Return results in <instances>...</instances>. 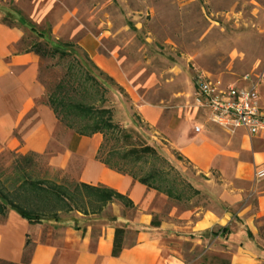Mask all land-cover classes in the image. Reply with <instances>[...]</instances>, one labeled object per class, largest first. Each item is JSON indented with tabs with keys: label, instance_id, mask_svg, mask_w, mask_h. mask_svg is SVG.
I'll use <instances>...</instances> for the list:
<instances>
[{
	"label": "crops",
	"instance_id": "crops-1",
	"mask_svg": "<svg viewBox=\"0 0 264 264\" xmlns=\"http://www.w3.org/2000/svg\"><path fill=\"white\" fill-rule=\"evenodd\" d=\"M17 1L0 0V153L46 156L47 168L60 177L113 190L129 199L133 208L114 201L99 212L58 213L33 223L8 210L0 218V263L184 264L177 250L170 249L172 256L163 254L167 251L164 243L191 241L190 235L204 232L215 233L222 240V251L228 254L224 264H264V179L255 178L256 171L264 169V140L243 129L229 133L212 125L206 112L197 108L169 110L143 103L130 93L132 109L125 113L126 119L137 118L162 137L195 171L198 190L213 199L214 205L208 209L180 212L172 206L164 215L167 196L96 159L101 134L79 138L61 128L47 104V86L41 79L45 61L24 48L26 25L3 22L9 12L23 21L6 4ZM79 46L98 70L125 87L115 61L99 54L94 39L84 37ZM253 81L238 86L248 89ZM153 220L159 226H152ZM116 227L125 228L126 234L122 252L112 257ZM130 229L135 232L132 243ZM201 243L198 239L194 244Z\"/></svg>",
	"mask_w": 264,
	"mask_h": 264
},
{
	"label": "rangeland",
	"instance_id": "rangeland-1",
	"mask_svg": "<svg viewBox=\"0 0 264 264\" xmlns=\"http://www.w3.org/2000/svg\"><path fill=\"white\" fill-rule=\"evenodd\" d=\"M6 4L23 19L15 18L14 23L26 25L25 49L34 51L35 46H40L47 50L65 43L73 45L65 49L70 52V58L59 60L49 55L43 58L46 70L42 71L41 79L46 83L47 95L64 78L72 58L77 56L85 63L82 56L86 53L79 46L84 37L94 39L99 54L115 61L123 74L125 87L112 78L113 83L103 81L108 89L103 107L111 111L113 123L134 139L137 136L154 147L160 155L147 156L137 164H124V169L137 178L153 173L156 185L163 189L171 187L181 198L180 201L168 199L162 207L164 215L172 206L181 212L214 205L213 199L198 190L195 180L199 177L194 176L192 167L179 159L162 137L139 119H126L125 113L132 109L129 107L132 94L143 103L169 107V110L185 112L195 108L193 90L198 76L235 85L246 84L244 77L254 80L264 70V0H18ZM39 33L43 39L38 38ZM76 71L74 69V73ZM262 87L258 91L264 102ZM74 97L86 104L101 106L95 102L97 95L93 91L74 94ZM59 125L68 129L62 123ZM130 143L124 145L108 134L105 153L111 149L127 150ZM19 156L0 153L3 190L11 191L13 180L21 177L14 169ZM28 159L30 162L24 166L28 178L62 186L74 183L50 171L46 156H29ZM57 215L41 214V218ZM128 233L132 243L134 229ZM190 239L164 243L167 251L163 254L172 256L170 249L177 250L184 264H224L228 260V254L222 251V240L215 233L194 234ZM198 239L202 243L195 245Z\"/></svg>",
	"mask_w": 264,
	"mask_h": 264
},
{
	"label": "trees",
	"instance_id": "trees-1",
	"mask_svg": "<svg viewBox=\"0 0 264 264\" xmlns=\"http://www.w3.org/2000/svg\"><path fill=\"white\" fill-rule=\"evenodd\" d=\"M14 20L15 18L11 12L4 15L3 22L8 26H12ZM31 31L34 32V29L32 28ZM38 36V38L43 39L41 33ZM72 47L71 43L49 47L47 50L40 48V46H35L34 52L42 58L49 55L57 56L59 60H63L70 58V52L65 49ZM82 58L85 63L77 56L71 59L66 67L67 71L64 78L58 82L50 95H47V104L52 109L51 111L54 112L57 120L73 131L79 138L81 136L90 137L94 136V134H101L102 143L97 151L96 159L108 169L123 176H130L147 188L164 194L169 199L180 201L181 198L175 195L171 187L163 189L156 185L153 173L137 178L132 172L124 169V164H137L147 156L157 157L160 155L154 147H150L144 141H140L137 136L134 139L132 134L113 123L111 111L103 107L106 102L105 95L108 92L103 81L108 83H113V81L98 70L85 54ZM84 64H87L92 71L96 72L98 77L93 75ZM74 69H77L76 73H74ZM100 77L102 81H100ZM119 90L121 89L119 88ZM92 91L97 95L94 100L101 105L100 107H95L94 104H86L74 97V94H89ZM108 134L121 140L124 145L129 142L132 144H129L130 147L127 150L111 149L105 153ZM29 156L38 155L32 153L20 155L17 158L18 161L14 163V169H16L17 173H21V177L13 180L11 191L3 190L0 187V218L4 217L8 210H13L22 218L33 223L41 220V214L52 215L73 210L84 213L88 211L91 213L99 212L102 209L101 207L114 201L120 202L126 209L133 208V204L129 199L110 189L91 187L85 184H78L75 181L69 186H62L43 180H32L28 178L29 175L24 167L30 162ZM177 157L181 159L178 155ZM194 192L198 193L197 190H194ZM39 202H42V204H39ZM48 212L50 214H47ZM152 226H159V223L153 220ZM225 230L221 229V232H225ZM125 234V228H115L112 257H118L122 252Z\"/></svg>",
	"mask_w": 264,
	"mask_h": 264
},
{
	"label": "built area",
	"instance_id": "built-area-1",
	"mask_svg": "<svg viewBox=\"0 0 264 264\" xmlns=\"http://www.w3.org/2000/svg\"><path fill=\"white\" fill-rule=\"evenodd\" d=\"M244 82H249L247 77ZM264 84L262 70L247 88L229 84L220 79L198 76L193 90L195 108L206 112V119L229 133L245 130L251 137L264 140V110L260 106L258 88ZM198 132L199 128L196 127ZM258 180L264 179V169L255 173Z\"/></svg>",
	"mask_w": 264,
	"mask_h": 264
}]
</instances>
